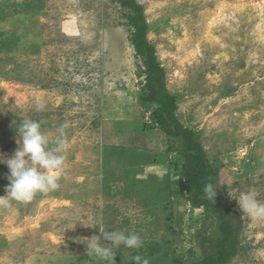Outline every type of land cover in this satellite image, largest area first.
<instances>
[{"label": "rangeland", "instance_id": "374dc122", "mask_svg": "<svg viewBox=\"0 0 264 264\" xmlns=\"http://www.w3.org/2000/svg\"><path fill=\"white\" fill-rule=\"evenodd\" d=\"M138 1L177 115L220 168L223 202L241 220L228 264H264V222L237 199L252 191L264 203V0ZM132 31L119 0H0V156L19 147L23 118L50 140L69 125L61 187L0 207V264H105L84 243H110L88 226L97 222L142 240L121 245L114 264H199L220 235L217 214L180 187L172 160L182 138L150 123ZM9 174L0 163V196Z\"/></svg>", "mask_w": 264, "mask_h": 264}, {"label": "trees", "instance_id": "16d2710c", "mask_svg": "<svg viewBox=\"0 0 264 264\" xmlns=\"http://www.w3.org/2000/svg\"><path fill=\"white\" fill-rule=\"evenodd\" d=\"M125 9L132 31V43L137 56L142 60L145 72V84L141 100L152 103L153 125L173 138H182V144L176 148L180 157L173 158L181 177V189L190 203L217 214L220 235L214 239L213 246L203 255L199 264H228L238 253V232L240 219H237L231 206L223 202L220 185V168L209 158L208 153L195 129L183 124L177 115L178 99L167 85L166 70L159 61L156 50L148 38L150 25L145 9L138 0H119ZM176 152V153H177ZM212 183L217 188L215 200H208L203 189Z\"/></svg>", "mask_w": 264, "mask_h": 264}, {"label": "clouds", "instance_id": "9594fccd", "mask_svg": "<svg viewBox=\"0 0 264 264\" xmlns=\"http://www.w3.org/2000/svg\"><path fill=\"white\" fill-rule=\"evenodd\" d=\"M46 102L37 100L35 110L43 111ZM67 123L60 126L59 135L50 140L49 136L41 130L39 121L23 118L18 126L19 147L11 158L0 156V163H6L10 170L7 176L9 184L6 187V195L0 196V207L9 208L13 202L20 204L30 203L36 194H48L61 187L60 180L66 175V153L69 145L65 138ZM53 144V147L49 145ZM218 187L212 183L205 185L203 192L208 200H215ZM239 206L252 221L264 222V203L257 200L252 191L241 194L238 198ZM88 226H98L103 239L110 243H102L101 237L93 235L87 239V255L105 264H114L117 249L123 245L126 248H140L142 240L138 234L124 231H105L103 222H97ZM110 245V246H106ZM137 264H141L139 256L133 257ZM143 264H147L144 261Z\"/></svg>", "mask_w": 264, "mask_h": 264}, {"label": "built area", "instance_id": "2783aa9c", "mask_svg": "<svg viewBox=\"0 0 264 264\" xmlns=\"http://www.w3.org/2000/svg\"><path fill=\"white\" fill-rule=\"evenodd\" d=\"M150 123H152V120H150Z\"/></svg>", "mask_w": 264, "mask_h": 264}, {"label": "bare ground", "instance_id": "6f19581e", "mask_svg": "<svg viewBox=\"0 0 264 264\" xmlns=\"http://www.w3.org/2000/svg\"><path fill=\"white\" fill-rule=\"evenodd\" d=\"M37 201V200H36Z\"/></svg>", "mask_w": 264, "mask_h": 264}]
</instances>
